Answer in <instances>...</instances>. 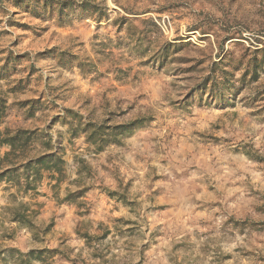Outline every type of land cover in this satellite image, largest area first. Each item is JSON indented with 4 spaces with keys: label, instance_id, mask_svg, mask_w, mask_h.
<instances>
[{
    "label": "rangeland",
    "instance_id": "374dc122",
    "mask_svg": "<svg viewBox=\"0 0 264 264\" xmlns=\"http://www.w3.org/2000/svg\"><path fill=\"white\" fill-rule=\"evenodd\" d=\"M127 3L0 0V131H46L66 163L37 200L48 234L0 222L2 250L264 264V0Z\"/></svg>",
    "mask_w": 264,
    "mask_h": 264
},
{
    "label": "trees",
    "instance_id": "16d2710c",
    "mask_svg": "<svg viewBox=\"0 0 264 264\" xmlns=\"http://www.w3.org/2000/svg\"><path fill=\"white\" fill-rule=\"evenodd\" d=\"M114 3L127 13H133V10L127 7V0H114ZM7 117V101L0 97V126ZM55 145L46 131L40 129L6 128L0 131V189L4 187L3 191L7 194V202L0 215L1 226L4 228L3 241L16 238L24 230L39 239L40 235L46 236L52 228L50 226L44 232L40 231L36 219L42 208L37 200L44 196L41 190L45 181H49L48 186L57 198L66 179L64 176L66 163L56 151ZM7 225L10 227L7 228ZM83 237L89 244L94 240L89 234ZM0 249L2 250V246ZM5 254L9 255L13 264H53L58 251L45 248L24 254L15 249L2 250L0 258L3 262H7L3 259Z\"/></svg>",
    "mask_w": 264,
    "mask_h": 264
}]
</instances>
